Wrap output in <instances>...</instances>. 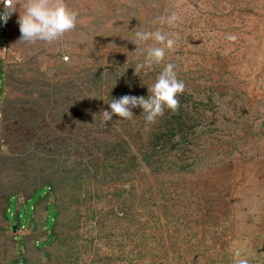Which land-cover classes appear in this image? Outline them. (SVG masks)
I'll use <instances>...</instances> for the list:
<instances>
[{
	"label": "rangeland",
	"instance_id": "obj_1",
	"mask_svg": "<svg viewBox=\"0 0 264 264\" xmlns=\"http://www.w3.org/2000/svg\"><path fill=\"white\" fill-rule=\"evenodd\" d=\"M64 3L72 32L20 41L17 4L0 51V264H264V0ZM139 26L176 43L137 77ZM166 63L175 111L103 120Z\"/></svg>",
	"mask_w": 264,
	"mask_h": 264
},
{
	"label": "clouds",
	"instance_id": "obj_2",
	"mask_svg": "<svg viewBox=\"0 0 264 264\" xmlns=\"http://www.w3.org/2000/svg\"><path fill=\"white\" fill-rule=\"evenodd\" d=\"M4 4L3 11L0 12V21L7 22L13 12L16 11L17 4H20L17 23L21 33L20 41L28 43L45 42L53 43L59 41L66 34L72 32L77 24L78 14L70 11L64 0H0ZM8 9H11L10 11ZM178 20L175 13L167 16L166 23L174 25ZM133 39L129 41L136 46L134 53L139 52L143 60H137L132 66L133 75L139 77L145 70L151 69L155 65L164 62L166 52L172 50L176 41L159 29L147 31L142 26L134 28ZM229 39H235L229 36ZM154 44L148 46V42ZM175 65L164 64L162 70L156 76L151 86H147V97L124 95L118 99L113 98L107 103L108 109L102 111L101 115L105 122L112 119L113 115L120 119H131L134 117L132 109L139 107L147 124L154 123L157 117L163 116L165 109L175 111L179 107L177 96L183 94L185 84L177 77ZM239 264H247L246 260H241Z\"/></svg>",
	"mask_w": 264,
	"mask_h": 264
},
{
	"label": "built area",
	"instance_id": "obj_3",
	"mask_svg": "<svg viewBox=\"0 0 264 264\" xmlns=\"http://www.w3.org/2000/svg\"><path fill=\"white\" fill-rule=\"evenodd\" d=\"M8 3H11L12 0H7ZM4 4L0 2V12L3 11ZM9 11L11 9H8ZM13 26V14L7 20V22L0 21V51H5L9 47L11 32Z\"/></svg>",
	"mask_w": 264,
	"mask_h": 264
},
{
	"label": "trees",
	"instance_id": "obj_4",
	"mask_svg": "<svg viewBox=\"0 0 264 264\" xmlns=\"http://www.w3.org/2000/svg\"><path fill=\"white\" fill-rule=\"evenodd\" d=\"M36 121H37V124H38V122H39V120H37L36 119ZM41 127V126H40ZM43 129V128H42ZM42 129H39L38 127L36 128V133L39 135V134H42L43 132H44V134H45V130H42ZM16 134H18V135H20V136H24L25 135V131L23 130V124H20V128L18 129V130H16ZM37 134L35 135V136H37ZM48 136L49 135H46V142H45V135L44 136H42L41 138L40 137H38V139L41 141H39L40 142V144H39V147L40 148H42L43 150L44 149H46L47 147H48V145H49V141H48ZM45 188H47L48 190H49V192H51L52 191V188H53V186L51 185V184H46L43 188H41V189H45ZM38 190H40V189H38ZM37 190V191H38ZM36 191V192H37ZM43 199V198H42ZM54 208V206L52 205V204H50V207H49V209L50 208ZM55 209V208H54ZM57 216H58V212H57V210H55V218H54V222H53V224H52V229H53V227H54V224H55V220L57 219ZM20 227V226H19ZM21 228V227H20ZM12 233H15V231H14V228L12 227ZM51 241V240H50ZM50 244V242L47 244V245H49ZM46 258V257H45ZM18 263V262H17ZM21 264H25L24 262H20ZM16 264V263H15Z\"/></svg>",
	"mask_w": 264,
	"mask_h": 264
},
{
	"label": "water",
	"instance_id": "obj_5",
	"mask_svg": "<svg viewBox=\"0 0 264 264\" xmlns=\"http://www.w3.org/2000/svg\"><path fill=\"white\" fill-rule=\"evenodd\" d=\"M16 230V229H15Z\"/></svg>",
	"mask_w": 264,
	"mask_h": 264
}]
</instances>
